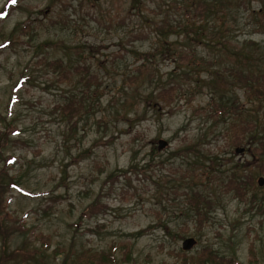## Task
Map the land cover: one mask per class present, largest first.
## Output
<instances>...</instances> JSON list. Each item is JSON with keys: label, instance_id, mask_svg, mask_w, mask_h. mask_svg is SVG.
<instances>
[{"label": "rangeland", "instance_id": "374dc122", "mask_svg": "<svg viewBox=\"0 0 264 264\" xmlns=\"http://www.w3.org/2000/svg\"><path fill=\"white\" fill-rule=\"evenodd\" d=\"M17 2L0 19V171L16 184L0 205V264H96L103 252L108 264H264V156L232 144L214 101L236 98L247 117L264 103L211 86L241 50L264 71V0H220L218 18L195 25L181 0ZM183 52L193 58L175 72ZM194 161L209 174L199 210L188 181L174 187Z\"/></svg>", "mask_w": 264, "mask_h": 264}, {"label": "trees", "instance_id": "16d2710c", "mask_svg": "<svg viewBox=\"0 0 264 264\" xmlns=\"http://www.w3.org/2000/svg\"><path fill=\"white\" fill-rule=\"evenodd\" d=\"M188 0H181V2L178 3L182 4V6H179L180 9H185V16L188 19V22L192 25H195V21H192L191 18H197L198 20H203L205 19L208 15L209 16H214V18H218V14H220L221 8H223L222 3L220 2V0H191L189 3H187ZM190 4V6H189ZM18 5V2L16 0L15 3H12V0H8V3L6 4V6L0 11V19L7 17L9 15V12L11 11V9L15 8ZM193 7V8H191ZM206 16V17H205ZM205 22V21H204ZM188 23V24H189ZM187 24V25H188ZM182 26V25H179ZM184 28L186 27V24L184 26ZM199 35H201V32L204 34L205 31L203 28H200L196 31ZM220 32L218 33H213V37H217L219 35ZM220 40V39H219ZM229 43H231V41H228ZM220 44V43H218ZM253 44V43H249L248 45ZM255 44V43H254ZM222 45V44H220ZM257 45V44H255ZM164 47V45H163ZM163 50V49H162ZM240 54L239 55H243L241 56V60L239 62H241L240 64L242 65V67L239 69V62L236 64L235 67H233L231 70H229L228 68H226L229 71V75L228 79H223V77L221 75H219V72L216 71V74H214L213 80H212V88H216L218 90H229V88L231 89L232 87H234L235 85L240 86L241 88H244L247 90L248 93H250L251 95L254 94L256 101H258L259 103H264V71H262L261 67H259V70L254 71L255 69H251L253 66H259L257 65L258 62H255L254 60H251L250 56L248 54H246L245 52L243 53V51H238ZM179 55L177 56V67H176V71H178V69H180L182 66H184V64L186 63V61L188 59H192L193 56H190L189 54L186 53H178ZM62 61V60H61ZM63 62V61H62ZM204 63L205 65L208 66H212L211 64L214 61L211 60H204L203 58H201V60H197L196 66H199L200 63ZM222 60L219 59V61L216 62V64H221ZM53 64V63H52ZM246 64H248V66H246ZM250 64V65H249ZM248 68V72L249 73H244L243 71L246 70ZM244 69V70H243ZM191 70L195 71V67L191 68ZM137 78V76H135ZM225 78V77H224ZM232 78V80H231ZM228 80L231 82L228 84ZM231 86V87H230ZM220 87L224 88V89H220ZM177 88H171V86H169L168 88L165 89H161L158 93L157 96L161 97L164 100V94L167 95H171V94H175ZM155 93H150V96L153 98L155 97ZM80 105V109H86V105L83 102H79L78 103ZM70 105H73L72 103ZM214 107H216L218 110V114H226L227 116L231 117L230 118V124L229 127L227 128V132L228 135L230 134L231 137V141L233 145H241L242 143L244 144H254L255 146L253 147V154L257 155V153H260V157H262V155L264 156V141L263 138H260V132L261 129L258 128V124H260L258 121H260L262 123V125H264V122H262V118H264V116H259L256 115L255 117H247L246 116V110L244 109L243 105L240 104L237 99H233L231 100L230 98H226L224 96V94H222L219 99L214 101ZM200 152V151H198ZM1 151H0V159H1ZM264 159V157H263ZM153 159L149 161L148 167L149 169L151 168V166L153 165ZM199 161H194L192 162V167L188 168L185 170V172H181L182 177L178 178V185H175V188H180L182 185V181L186 180L188 182L185 183V185H183L184 187V194L185 195V200H188L186 202V204L188 206H190V208L193 210H199L198 205L201 204V200L204 199H208L207 196L199 189V187H197V184L199 181H201L200 179H202V177H204L205 175H209L207 173V167H203L202 165H198L199 163H197ZM189 165V166H191ZM134 168V167H133ZM147 167L146 166H141V170L140 172L143 174L145 173V169ZM200 170V171H199ZM6 169L3 168L0 171V205L3 201L2 197H3V193L6 191L7 188H11L13 186H16L15 182H4L3 183V179L6 177L7 174ZM190 178H192V181L190 180ZM233 181V178L231 179ZM252 180V179H251ZM250 183H252V181H250ZM7 184V185H6ZM206 198V199H205ZM197 200L198 201V205H196V203L193 205L194 201ZM262 204V203H261ZM94 206V205H93ZM205 204L200 205L201 207H204ZM264 207V205H262ZM93 208V207H92ZM200 216V214H198ZM114 255L106 254L105 252L101 253V254H97L96 257L93 258V261L96 264H108V263H113L114 262Z\"/></svg>", "mask_w": 264, "mask_h": 264}, {"label": "water", "instance_id": "95a60500", "mask_svg": "<svg viewBox=\"0 0 264 264\" xmlns=\"http://www.w3.org/2000/svg\"><path fill=\"white\" fill-rule=\"evenodd\" d=\"M169 145V142L165 139H160L158 141V150H163L165 149L167 146ZM242 149H237V152L241 151ZM259 185H264V177H260L259 181H258ZM196 239L193 237H189L187 239L184 240L183 242V249L184 250H190L191 248L194 247V245L196 244Z\"/></svg>", "mask_w": 264, "mask_h": 264}, {"label": "snow or ice", "instance_id": "6c2138e0", "mask_svg": "<svg viewBox=\"0 0 264 264\" xmlns=\"http://www.w3.org/2000/svg\"><path fill=\"white\" fill-rule=\"evenodd\" d=\"M16 2V0H12V3H15Z\"/></svg>", "mask_w": 264, "mask_h": 264}]
</instances>
